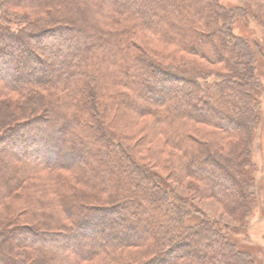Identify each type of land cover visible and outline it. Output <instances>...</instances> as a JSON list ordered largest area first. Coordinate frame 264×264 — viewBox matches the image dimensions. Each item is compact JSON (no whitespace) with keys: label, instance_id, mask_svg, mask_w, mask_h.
I'll list each match as a JSON object with an SVG mask.
<instances>
[{"label":"trees","instance_id":"obj_1","mask_svg":"<svg viewBox=\"0 0 264 264\" xmlns=\"http://www.w3.org/2000/svg\"><path fill=\"white\" fill-rule=\"evenodd\" d=\"M0 7L5 17L0 22V106L8 105L21 118L10 117L0 132V148L7 141L17 150L8 158L0 153V174L6 173L0 203L24 186L36 168L51 172L65 170L64 160L73 164L70 154L77 145L91 147L93 153L79 156L78 166L89 169V175L98 166L92 176L102 187L98 204L91 203L92 197L69 200L57 190L59 207L41 212L46 220L37 226L19 217L0 219V264L98 259L103 264H253L246 250L226 240V229L207 222L187 225L186 200L172 197L165 178L114 133L107 135L103 122L112 119V111L115 119L126 111L149 118L141 138L161 135L179 151L172 176L193 177L205 186L202 191L223 199L229 213L241 210L246 191L230 166L234 161L227 160L225 168L210 143L192 133L199 124H211L234 140L235 153L249 151L253 114L248 115L251 122L242 114L255 103L251 94L245 100L254 83L255 61L244 62V40L234 35L233 17L219 0H0ZM118 17L132 20L129 27L116 29ZM144 29L165 47L173 46L163 56L179 60L158 58V49L137 42L136 32ZM30 61L50 75L23 69ZM213 77L221 79L216 90L208 82ZM152 82L173 88L161 90ZM243 89L245 97H230ZM14 95L22 102L8 98ZM208 106L221 112L209 115ZM50 124L58 132L43 128ZM241 131L248 132L247 147L237 141ZM38 133L48 144L60 137L66 155L45 163L25 140ZM220 177L228 183L218 191L212 178ZM97 237L101 241L95 244Z\"/></svg>","mask_w":264,"mask_h":264},{"label":"rangeland","instance_id":"obj_2","mask_svg":"<svg viewBox=\"0 0 264 264\" xmlns=\"http://www.w3.org/2000/svg\"><path fill=\"white\" fill-rule=\"evenodd\" d=\"M219 3L233 17L232 31L234 35L244 40L241 45L242 49H244V52H242L244 62H247L246 60L248 59L255 61L254 80H252L255 84L249 85V93H247L245 98L246 100L251 94L255 103L248 106L243 114L241 113L244 117L246 116V120L250 122L252 120L251 123H253L252 131L249 132L251 137V141L248 144L249 151L243 154L235 153V147L237 145L235 146L236 143H233L234 140L230 137H222L220 130L211 124H199L192 133L202 138L204 142H209L211 146L213 145V148L210 146L211 153L225 168L227 167L225 163L227 160L234 161L230 162V166L234 168V173L243 181V189L245 188L246 191V194L242 195V197L244 196V201L241 210L229 213V208L225 206L226 204L223 202V199L220 201L219 197H212L205 191H202L205 186L199 180L193 179V177L184 178L172 176L171 168H173V157L179 154V151L171 144L166 143L164 137L161 135L150 134L151 137L149 139L141 138L144 134L143 131H147L150 126L149 118L139 117L137 114L135 115L126 111L115 119V111H112V119L109 121L104 118L103 122H106L104 125L107 135L114 133L117 141L121 142L125 148L129 145L140 160L149 164L165 178V186L170 189L172 197H179L181 201L183 199L186 200V207L190 212V216L186 219L187 225L199 226L207 222L209 225L226 229L222 233L227 241L231 240L237 246H240L242 251L246 250V255L252 259L253 264H264V0H219ZM118 18L120 19H115L116 29L127 28L132 21L127 20L125 17ZM4 20L5 17L0 7V22H4ZM14 25L16 27V24ZM135 40L146 48L151 46L158 49L161 52L160 55L158 54V58L168 59L173 62L179 60L178 57L163 56L167 51L173 52V46L165 47L157 36L145 29L136 32ZM145 47L144 49H146ZM48 48L50 51L52 50L51 45H48ZM45 61L48 64L51 63L49 60ZM29 63V65H25V68H22L30 71L33 75L41 74L39 71L42 70L44 71L42 72L43 75H50L49 70L44 67L42 69L39 67L36 68L33 61ZM248 68L250 69V67ZM220 69H223V67L220 66ZM3 79L11 82L13 78L10 79L4 76ZM220 80V78L215 79L213 77L208 82L216 85L214 87L216 90L218 89L217 83L221 82ZM152 83L161 90L170 89L171 91L173 88L168 83H157L156 85L154 82ZM244 92L245 89L239 90L230 97L234 99H239L243 95L245 97ZM8 98L12 101L19 99L22 102V99L18 95ZM201 103V101L198 102V104ZM206 111L209 115H218L221 112V108L214 107L212 109L208 106ZM230 111L228 112L230 113ZM250 113L253 114L251 120L248 117ZM19 116L16 110L10 109L8 105H1L0 132L6 124L11 122L10 117L21 119ZM52 125H43V128H47L51 133L58 132L57 128ZM247 133L241 131L238 134L239 138L237 141L242 144H239L242 147H247ZM38 134V137L25 138V140L28 139L29 143L27 144L33 143L35 145L31 150L35 149V152L37 151L45 163L50 164V160H54L59 154L66 155L68 148L63 145L60 137L54 135L55 137L52 138L53 143L48 144L47 137H42L41 133ZM123 138L124 140L126 139L125 142L121 140ZM40 142L44 146H41ZM3 143V146L0 148V153L5 152L6 158L12 153H17V150L10 149L7 141ZM52 144H54V147H51ZM49 145L51 146L49 147ZM123 145L121 146L123 147ZM204 148L208 149L207 145H204ZM89 149H91L89 145H77V149L71 152L72 155L70 154V157L74 159V161L71 160L73 164H69L65 160L62 162V159H58L60 162L65 163L61 166H68L65 170L56 168V170L50 172L46 170V167L36 168L32 172L31 177L27 179L28 181L24 183V186L16 188L17 190L14 189L10 192V195L2 199L0 203V219L19 217L20 221H25L23 223L37 226L39 221L44 222L46 220V217L40 218L41 212L55 211L59 207L57 200V190L59 189L63 190L61 192L69 200L73 199L81 202L87 200L88 197H92L93 201L91 203L98 204V197L102 195L99 188L101 189L102 187H100L101 184L98 183V180L93 179V176L97 174L98 166L91 170L93 176L87 173L89 169L78 166L79 156L85 155ZM89 152L93 153L92 150H89ZM179 163L183 164L179 159L176 160V167L178 168H180ZM5 175V172L0 174V181L5 178ZM212 179L217 182L215 190L218 191L221 190L223 184L228 183L224 177ZM56 187L57 189H55ZM66 191L70 195H67ZM48 202L50 203L48 204ZM22 209L24 210L22 211ZM100 241V238L97 237L93 243L97 244ZM98 260L84 262L82 264H103L101 259Z\"/></svg>","mask_w":264,"mask_h":264}]
</instances>
